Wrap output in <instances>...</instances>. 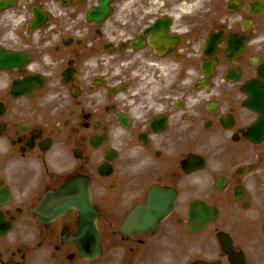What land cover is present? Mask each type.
I'll use <instances>...</instances> for the list:
<instances>
[{
  "label": "flooded vegetation",
  "instance_id": "af4514ba",
  "mask_svg": "<svg viewBox=\"0 0 264 264\" xmlns=\"http://www.w3.org/2000/svg\"><path fill=\"white\" fill-rule=\"evenodd\" d=\"M259 107L264 0L10 2L0 264H264ZM84 183L96 231L36 216Z\"/></svg>",
  "mask_w": 264,
  "mask_h": 264
},
{
  "label": "bare ground",
  "instance_id": "6f19581e",
  "mask_svg": "<svg viewBox=\"0 0 264 264\" xmlns=\"http://www.w3.org/2000/svg\"><path fill=\"white\" fill-rule=\"evenodd\" d=\"M88 213H89V211H88ZM92 218L94 219V216Z\"/></svg>",
  "mask_w": 264,
  "mask_h": 264
}]
</instances>
